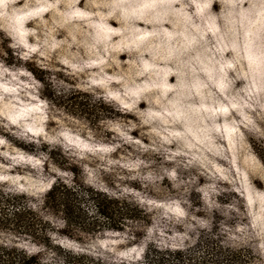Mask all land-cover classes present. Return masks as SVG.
Wrapping results in <instances>:
<instances>
[{
	"label": "rangeland",
	"instance_id": "1",
	"mask_svg": "<svg viewBox=\"0 0 264 264\" xmlns=\"http://www.w3.org/2000/svg\"><path fill=\"white\" fill-rule=\"evenodd\" d=\"M76 90L122 117L71 114ZM69 168L149 222L0 246L143 264L209 234L264 264V0H0V184L61 229L41 201Z\"/></svg>",
	"mask_w": 264,
	"mask_h": 264
},
{
	"label": "trees",
	"instance_id": "2",
	"mask_svg": "<svg viewBox=\"0 0 264 264\" xmlns=\"http://www.w3.org/2000/svg\"><path fill=\"white\" fill-rule=\"evenodd\" d=\"M29 70L34 72L31 68ZM82 96L88 100H81ZM62 105L71 114L80 116L91 124L122 117L114 104L103 98L89 99V95L77 90L72 91L68 102ZM67 171L72 176L71 184L55 178L41 201V207L45 211L60 219L61 229L54 228L35 209L27 194L0 184V232L24 236L50 247L52 234L96 235L123 231L129 223L149 222L146 210L130 197L111 194L86 184L79 179L77 168H69ZM203 236H199L195 245L189 249L148 251L143 264H253L251 249L231 248L209 234ZM68 255L70 260L63 264H87L85 256L70 252ZM0 264L47 263L38 255L29 254L15 246H0Z\"/></svg>",
	"mask_w": 264,
	"mask_h": 264
}]
</instances>
